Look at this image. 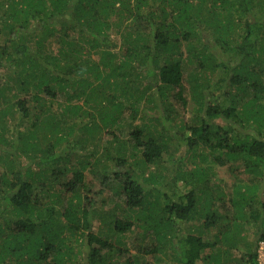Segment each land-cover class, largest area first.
<instances>
[{"label":"trees","instance_id":"16d2710c","mask_svg":"<svg viewBox=\"0 0 264 264\" xmlns=\"http://www.w3.org/2000/svg\"><path fill=\"white\" fill-rule=\"evenodd\" d=\"M0 72V264H260L264 0H0Z\"/></svg>","mask_w":264,"mask_h":264},{"label":"rangeland","instance_id":"374dc122","mask_svg":"<svg viewBox=\"0 0 264 264\" xmlns=\"http://www.w3.org/2000/svg\"><path fill=\"white\" fill-rule=\"evenodd\" d=\"M116 20H117L116 15H114L111 18L112 24H111L110 29H109V40L106 42V45L108 46V48H105V47L104 48L105 49H110L111 51L116 52L117 53L116 54L117 55L116 56V60H119V59L122 58V56L124 54V50H125L126 47H125V43H124V37L120 33L121 31H124V25L120 26L119 24H117V21ZM201 29H202V32L206 35V38H205V45H206V47L207 46H210V45L214 46L215 44L213 43L214 38L212 37V33L209 32L206 29V26L205 25L202 26ZM48 42L50 43V47L52 48L53 51H57L58 48L61 47V44L59 43L58 37L56 35H54L50 39H48ZM186 43H187V41L181 39V44H180V49L179 50H180V53H182L183 56H187L188 55ZM200 46H202V45H200ZM207 51L208 52L209 51L211 52V48L208 49V50H206V52ZM218 51L219 50H217V49H213V52L217 56L219 54ZM220 54L227 61H231L232 64H234L237 61V58L234 57V59H233L231 57V54H228V53H225V54L220 53ZM101 57H102V53H98V54L92 55L90 58L87 57L86 59L87 60L90 59V62L97 63L98 61H100V58ZM145 68L146 67H144V69ZM145 70H144V73L148 74ZM221 75H222V69H218L217 76H215L214 79L217 81V78L220 77ZM149 76L151 77V75H149ZM3 80H4L3 74H1V72H0V83L4 82ZM61 101L63 103L64 101H66V98L63 97L61 99ZM62 103L61 104H59L58 102L56 103V105L58 106V109L59 110H60V105H62ZM192 106H193V102L192 101H189V107L188 108L191 109ZM149 114H150V112H149ZM152 115H153V113H152ZM123 117H124V120L122 122V126H121L122 128L121 127H117V126L105 128V130L103 131L104 132L103 133V143L104 144H107L111 140L114 141L113 142V143H115L114 145H116V143H118V141L115 140V137L113 136V134H111L110 131L114 132L116 134V136L118 137L119 140L121 139V140L131 141L133 139V137L130 135V133H131L133 127L134 126H144L145 121L140 118L141 116H138L137 118H135L133 120L131 118L129 112H126V113H124ZM68 118H70V117H68ZM79 120L80 119H77L76 121H79ZM147 128L149 129V127H147ZM10 129H11V126H9L7 128V130H9V132H8V134L6 136H10L11 135V133H10L11 130ZM2 155H3V153H2ZM100 159H101V162L102 163H105L106 162V160L104 159V157H100ZM21 160L24 161V162H26L27 161V158L25 156H22L21 157ZM58 163L59 162H57L55 164V166H58ZM32 165H33V167L38 166L35 163H32ZM216 172L219 175V178H222V181H223L224 184H225V181H226V183L228 181H230V175H229L230 172L228 171V168H226V167H217L216 168ZM87 175H88L87 181L90 182V183H92V186H91L92 192L91 193L94 195L100 189V181L95 178V176L92 173V171H88L87 172ZM109 207L110 206L107 204L105 209H107ZM95 223H96L95 226L96 227H99L98 225L100 224V222L99 221H95ZM249 232L252 233L251 231H249ZM235 255H239V253L236 252Z\"/></svg>","mask_w":264,"mask_h":264},{"label":"built area","instance_id":"2783aa9c","mask_svg":"<svg viewBox=\"0 0 264 264\" xmlns=\"http://www.w3.org/2000/svg\"><path fill=\"white\" fill-rule=\"evenodd\" d=\"M258 253H259L260 264H264V242L260 243Z\"/></svg>","mask_w":264,"mask_h":264}]
</instances>
